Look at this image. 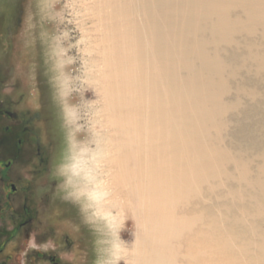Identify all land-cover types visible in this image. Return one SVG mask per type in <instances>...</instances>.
Instances as JSON below:
<instances>
[{
    "label": "bare ground",
    "instance_id": "6f19581e",
    "mask_svg": "<svg viewBox=\"0 0 264 264\" xmlns=\"http://www.w3.org/2000/svg\"><path fill=\"white\" fill-rule=\"evenodd\" d=\"M81 3L97 149L75 155L71 170L82 181L72 196L85 195L109 230L119 213L136 230L127 247L114 240L108 264H211L214 247L228 264H264V118L250 145L223 144L225 117L241 104L226 98L229 81L247 67L264 82V0ZM242 46V55L224 53ZM229 181L238 184L228 188L234 200L216 216L179 214L199 196L209 207V191Z\"/></svg>",
    "mask_w": 264,
    "mask_h": 264
},
{
    "label": "rangeland",
    "instance_id": "374dc122",
    "mask_svg": "<svg viewBox=\"0 0 264 264\" xmlns=\"http://www.w3.org/2000/svg\"><path fill=\"white\" fill-rule=\"evenodd\" d=\"M79 1L0 0V101L4 100L6 106L19 101L22 112L36 119L31 130L37 149L33 145L25 155L41 147L47 156L44 165L23 158L20 165L8 171L10 182L20 190L16 201L21 206L22 228L20 237L14 238L18 224L10 220V213L2 219L0 216V247L6 246V252L0 253V264L3 260L9 264H108L114 240L126 247L134 241L133 220L123 219L119 213L118 222L109 230L85 195L80 199L72 196L82 181L71 170L75 155L81 148L97 149L91 124L95 115L90 109L96 98L79 51L86 13L85 5ZM86 25L90 27L87 22ZM239 50L227 47L224 53H245L243 46ZM229 82L231 92L226 98L239 97L241 104L225 117L223 144L247 146L264 118V82L258 84V78L247 67ZM239 84L246 92L236 91ZM256 88L261 96L254 100L248 91ZM4 153L12 155L8 147ZM70 174L74 186L67 182ZM237 185L229 181L227 187L209 191L207 208L199 196L188 200L195 206L185 205L183 210L178 206V212L189 218L205 212L216 216L221 202H233L228 188ZM186 235L179 241L182 251L187 250L191 239ZM201 243L198 240L199 246ZM211 252V264H228L230 257L221 250L214 247Z\"/></svg>",
    "mask_w": 264,
    "mask_h": 264
},
{
    "label": "flooded vegetation",
    "instance_id": "af4514ba",
    "mask_svg": "<svg viewBox=\"0 0 264 264\" xmlns=\"http://www.w3.org/2000/svg\"><path fill=\"white\" fill-rule=\"evenodd\" d=\"M35 122L36 119H33L30 114L22 112L19 101L9 106H6L4 100L0 101V132L2 133L0 135V216L2 219L7 213H10V220L18 224L17 234L15 233L14 238H16V235L20 237L22 228V224L20 223L22 217L21 206L16 201L20 190L15 183L10 182L11 180L7 176L8 171L14 165H20L23 158H28L26 159L27 161L37 162L40 165H44L47 161L46 153L44 154L41 151V147L40 151L25 155L27 150H32L33 147L31 146L34 145L37 149L38 143L34 144L36 138L34 132L31 130ZM6 147H8V151L12 154L11 156H7L4 153ZM6 157L9 158H7L8 162L5 160ZM7 189H9L8 193ZM17 247L19 248L20 244ZM5 252L6 246L3 245L0 247V253L3 254ZM1 264L9 263L3 260Z\"/></svg>",
    "mask_w": 264,
    "mask_h": 264
}]
</instances>
